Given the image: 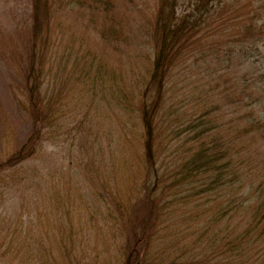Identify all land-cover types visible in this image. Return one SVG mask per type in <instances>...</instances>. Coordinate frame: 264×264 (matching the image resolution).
Returning <instances> with one entry per match:
<instances>
[{"label": "trees", "instance_id": "16d2710c", "mask_svg": "<svg viewBox=\"0 0 264 264\" xmlns=\"http://www.w3.org/2000/svg\"><path fill=\"white\" fill-rule=\"evenodd\" d=\"M57 1L31 0L33 22L19 47L22 65L11 86L15 106L28 116L29 130L19 144L2 147L0 184L9 168L33 156L48 130L58 125L61 90L52 92L50 78L64 72L57 75L56 66H46L61 50L58 40L64 29L53 13ZM63 1H74L82 11L85 0ZM143 1L134 27L115 13L116 0H90L86 7L88 12L101 4L100 12L89 16L98 22L96 37L113 44L134 43L131 52L143 55L140 83L134 77L131 84L137 85L136 92H124L123 103L119 93L114 95L130 117L122 136L131 135L130 142L135 133L139 137L132 179L119 188L116 176L113 181L101 178L89 191L94 161L84 160L88 171L79 174L81 183L74 187L78 195L88 189L95 196L86 214L96 228L93 259L96 264H264V245L256 244L258 236H253L264 232V166L252 164L264 152V70L251 52L259 49L264 0ZM80 13L86 14L84 9ZM83 55L84 60L75 61L82 70L89 57ZM65 58L67 63L71 59ZM58 64L66 69L64 62ZM194 74L198 76L192 79ZM173 77L192 79L181 98L171 92L176 88ZM80 81L97 85L88 72ZM98 90L109 103L107 87ZM95 105L89 104L84 114L88 121ZM237 112V118L227 117ZM11 130L9 122H2L3 136ZM75 130L85 137L83 129ZM88 139L97 141L98 136ZM56 203H62L57 206L60 214L69 213L70 202L63 203L58 195ZM178 207L182 215L189 214L186 220L176 222ZM234 216L238 223L231 221ZM69 239L56 241V248L67 264H74L75 241ZM37 245L38 254L48 259V244L33 239L32 248Z\"/></svg>", "mask_w": 264, "mask_h": 264}, {"label": "rangeland", "instance_id": "374dc122", "mask_svg": "<svg viewBox=\"0 0 264 264\" xmlns=\"http://www.w3.org/2000/svg\"><path fill=\"white\" fill-rule=\"evenodd\" d=\"M89 1L82 2V8L86 12L84 15L80 13L83 9L79 11L74 1L58 0L55 5L53 13L58 14L57 23L64 30L59 33V40L57 39L61 44L59 55L55 57L53 64L49 63L53 58H48L46 66H56L57 75L64 72L62 77L50 78L52 92L61 90L58 99L61 102L60 116L58 125L52 126V133L48 130V138L40 143V149L27 160L9 168L5 181L0 184V264H67V258L57 251L56 241L64 244L69 236L75 241L72 254L74 264H96L94 255L92 256L96 228L86 215L89 213V202H95V196L89 191L97 188L101 178L113 181L116 176L119 188L123 187L127 178L132 179L130 166L137 162L139 137L135 133V140L130 142L131 135L122 136V129L127 126L126 122L130 117L126 107L115 103L114 95L119 93L118 98L123 103V93L130 96L132 90L137 89L136 84H131L134 77L140 83L143 55L142 52L140 55L138 52H131L136 48L134 43L129 45L120 40L113 44L96 37L98 22L90 21L89 16L92 13L94 16L98 14L101 4L97 3V8L93 7L87 12ZM140 4L145 5L143 0H134L133 3L116 0L115 13L120 16L123 24L127 21L128 26L134 27L138 22L137 7H141ZM32 22L31 0H0V154L2 147L10 148L11 143L16 142L17 145L22 142L29 130L28 116L15 106L11 86L19 78L18 70L21 69L19 65H22V59L18 57V50L25 42V33ZM128 26L124 28L125 34L130 33ZM132 35L134 38L135 34ZM82 40L84 45H81ZM257 44L259 49L251 52L264 70V28ZM64 45L68 49H63ZM83 52L89 57L82 70L81 64L76 65L75 61L84 60ZM74 55L79 58L73 59ZM68 56L71 59L67 63L64 59ZM60 61L67 63L66 69L58 66ZM87 72L92 80L97 79L96 86L91 82L82 85L80 76L85 78ZM45 73L47 74L46 70ZM201 74H204L203 67L200 68ZM196 76L198 75H192V79ZM180 79L173 77L172 85L175 84L176 88L171 89L179 98L182 97L181 92H186L183 90L184 85L187 88L192 85V79ZM102 85L107 87L105 93L109 103L103 100L102 90H98ZM94 102L96 105L90 108L91 119L88 121L84 114L89 104ZM238 114L240 113L227 114V117L237 118ZM2 122H9L13 128L4 136L1 132ZM90 125L92 128H89ZM75 129H83L85 137L80 138ZM94 134L98 136L97 141L88 139ZM263 157L264 152H261L252 164L260 163L264 166ZM84 160L89 164L94 161L93 171L89 173L90 189L78 195L74 187L81 183L79 174L87 170L83 168ZM113 163L117 166L112 167ZM58 195L62 197L63 203L70 202L68 214L66 211L64 215L60 214L58 207L62 203L57 205ZM178 209L180 211L176 215L180 218L175 217L176 222L178 219L186 220L189 214L182 215V209ZM233 218L231 221L238 223L237 218ZM50 220L54 222L51 230L42 233ZM259 235H253L255 238L258 236L255 242L263 246L264 232ZM32 238L34 242L44 239L48 244V259L38 254V245L32 248Z\"/></svg>", "mask_w": 264, "mask_h": 264}]
</instances>
